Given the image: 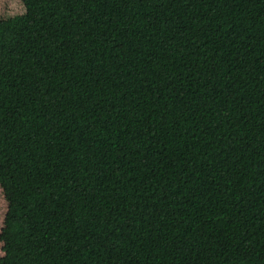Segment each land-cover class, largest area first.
Listing matches in <instances>:
<instances>
[{"label":"trees","instance_id":"trees-1","mask_svg":"<svg viewBox=\"0 0 264 264\" xmlns=\"http://www.w3.org/2000/svg\"><path fill=\"white\" fill-rule=\"evenodd\" d=\"M23 5L0 264H264V0Z\"/></svg>","mask_w":264,"mask_h":264},{"label":"rangeland","instance_id":"rangeland-1","mask_svg":"<svg viewBox=\"0 0 264 264\" xmlns=\"http://www.w3.org/2000/svg\"><path fill=\"white\" fill-rule=\"evenodd\" d=\"M24 13L23 0H0V20H6ZM7 211V203L4 200L3 192L0 188V232L3 227L4 217ZM0 242V258L3 256Z\"/></svg>","mask_w":264,"mask_h":264}]
</instances>
